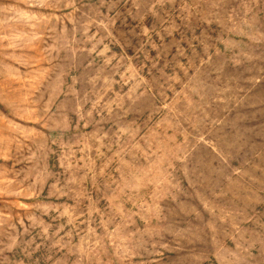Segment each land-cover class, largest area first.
Wrapping results in <instances>:
<instances>
[{"label":"rangeland","instance_id":"374dc122","mask_svg":"<svg viewBox=\"0 0 264 264\" xmlns=\"http://www.w3.org/2000/svg\"><path fill=\"white\" fill-rule=\"evenodd\" d=\"M0 264H264V0H0Z\"/></svg>","mask_w":264,"mask_h":264}]
</instances>
